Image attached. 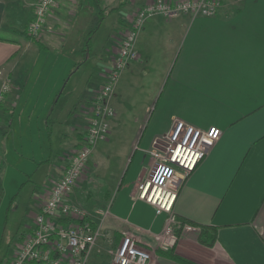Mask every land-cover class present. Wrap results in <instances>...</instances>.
Wrapping results in <instances>:
<instances>
[{"label": "crops", "instance_id": "0c3cea01", "mask_svg": "<svg viewBox=\"0 0 264 264\" xmlns=\"http://www.w3.org/2000/svg\"><path fill=\"white\" fill-rule=\"evenodd\" d=\"M37 1L0 0V87L10 81V90L0 102L1 150L8 157L15 148L9 141L16 139L17 133L25 139L44 132L50 143L54 139L67 143L68 153L57 157L59 173L37 202L36 212L80 145L89 106L104 81L122 31L130 27L136 10L152 0H118L117 5H112L115 0H58L41 38L34 40L27 28ZM114 11L119 14L115 20L118 29L113 27L101 48L105 53L110 51V56L108 60L101 56L98 62V54L90 52L93 41L89 34L100 29L98 14L106 17ZM10 35L13 38H7ZM140 35L144 43L139 47L136 41L140 58L125 70H134L141 60V64L161 67V85L156 89V93L162 89L155 108L157 123L143 136L140 131L126 135L119 127L124 115L115 107L119 96L115 89L116 114L110 121L109 137L95 146L90 160L100 143L105 150V145L118 139L126 141L123 153L134 154V165L131 179L109 183L104 174L108 164L90 162L87 174L72 193L71 200L88 211L107 237L99 241L89 264H110L107 251L124 234H133L148 249L158 246L167 216L157 214L153 205L137 198V184L153 163L149 151L154 139L169 132L178 120L200 128L215 126L221 133L183 184L175 212L189 223L184 224L175 248H171L173 253L158 254L159 263L187 264L183 259L194 264H264V0H222L215 17L183 14L168 19L158 15L147 20ZM36 47L54 54V62L37 71L47 73L42 83L36 82V77L31 79L35 62L42 55ZM154 48L164 52L160 58L165 55L159 65L152 54ZM66 58L70 59L64 64ZM91 60L97 66L96 75L93 68L87 69ZM41 110L44 113L40 115ZM162 121L164 130L157 126ZM134 123L141 127L144 120L136 118ZM53 155L44 161L52 163ZM80 191L85 204L80 202ZM107 210L102 219L100 213ZM201 226L216 229L212 246L199 241Z\"/></svg>", "mask_w": 264, "mask_h": 264}, {"label": "built area", "instance_id": "2783aa9c", "mask_svg": "<svg viewBox=\"0 0 264 264\" xmlns=\"http://www.w3.org/2000/svg\"><path fill=\"white\" fill-rule=\"evenodd\" d=\"M57 1H37L34 18L27 28L32 39L41 38ZM221 4L222 0H152L136 10L130 27L122 31L102 85L95 91L79 147L34 214L33 227L5 264H89L99 241L106 236L101 225L95 224L88 211L74 203L71 196L88 172L95 146L109 137L110 121L116 114L113 105L116 86L129 63L140 58L136 49L139 31L147 20L158 15L168 19L183 14L215 17ZM9 90L10 81L6 80L0 87V102ZM220 133L215 126L200 128L178 120L169 132L154 139L149 151L153 163L148 175L137 184V198L153 205L157 214H166L164 235L156 248L148 249L133 234H124L120 242L107 251L110 264H160L157 250L168 251L176 245L177 231L181 227L175 212L179 193ZM100 214L103 219L108 210Z\"/></svg>", "mask_w": 264, "mask_h": 264}, {"label": "rangeland", "instance_id": "374dc122", "mask_svg": "<svg viewBox=\"0 0 264 264\" xmlns=\"http://www.w3.org/2000/svg\"><path fill=\"white\" fill-rule=\"evenodd\" d=\"M113 4L117 5L118 0L112 2V5ZM99 16L102 19V21L98 23L100 29L95 28L92 33L89 34V36H91V43L93 41V44L90 43V52L98 54V62L103 58L105 60V57H107L108 60V56H110V51L108 50H110L111 42L107 44V53L101 51V48L103 47L104 49L107 43V37L113 27L118 29L116 21L119 14L118 11H114L112 14L106 15V17L102 16V14H98V17ZM96 33L97 35L94 36ZM13 36L14 35H10L7 38H13ZM137 38L140 47L141 44H144L141 42L142 35ZM156 47L158 49V46ZM36 48L38 52H42V55L38 57L35 62L36 69L35 72L32 73L31 79L36 77L35 81L42 83L47 77V73H37V71L46 70L43 69L46 64L54 62V54L53 52H48L39 47ZM155 49L156 48L152 50V54H154V58H157L156 62H158L159 65L161 61H165V55L160 58L161 54L164 52L158 53V50L156 49L155 51ZM47 54L49 58H45ZM64 54L61 52L62 56H64ZM101 56L102 59L100 58ZM69 59H64L63 63H68ZM141 63H143L142 60L134 66L135 69L132 71L125 70L121 74L120 81L116 86V93L119 96L115 99L114 104L116 108L122 109L124 120L119 127H123L122 130L126 135H131L136 131H140L143 136L145 131H150L153 127H156L157 123V111L155 112V108L162 89L158 90L157 93L156 89L161 85L159 75L161 67L156 69L151 66V63ZM56 67V71H58V66ZM96 67L97 66H94L93 60L87 64V69L92 71L93 68L95 75L98 72ZM63 68H66V66ZM55 75L56 72L53 73V77ZM41 79L43 80L41 81ZM39 108L40 107H38V109ZM19 112L20 109L17 110L16 115L19 114ZM43 113V110H41L40 115ZM136 118L144 120L141 127L134 123ZM43 119L44 116H40L41 122ZM34 122L35 124L37 123V121ZM161 125H164V121L157 126L162 127ZM36 126L37 128L39 127L38 124ZM118 130L119 129H117V131ZM162 130H164L163 127ZM15 136L16 139L13 140L11 138L9 141L11 144L14 143L15 148L8 157H6L3 150H1L2 144L0 143V263L2 264H5L11 259L14 251L20 246V237L28 233V230L32 228H29V226H32L33 223L32 213L36 212V204L41 199L46 187L51 185V182L55 180L59 173L57 168H55L59 155L61 157V155L68 153L65 149L67 146L65 140L54 139L50 143L47 134H44V132H41V134L37 133L34 137L25 139H23L22 135L20 139V133H17ZM142 136H140V140L137 141V148L141 143ZM125 142L124 140L115 139L112 143L105 145L107 146L105 149L106 151L101 148L100 143L96 148L94 157L89 161V164L90 162L93 164L97 160L98 162L105 161L108 164H105L106 170L104 174L109 183H113L115 180L120 181L123 178L126 181L132 177L130 172L134 165L131 164L134 154L124 156ZM51 153L54 154L53 162L48 164L47 161H44V158L48 160ZM127 171L128 174L125 175ZM100 177L102 178V175ZM79 199L82 204H85L86 198L81 191L79 193ZM74 202H76V200ZM156 253L158 254V252Z\"/></svg>", "mask_w": 264, "mask_h": 264}, {"label": "trees", "instance_id": "16d2710c", "mask_svg": "<svg viewBox=\"0 0 264 264\" xmlns=\"http://www.w3.org/2000/svg\"><path fill=\"white\" fill-rule=\"evenodd\" d=\"M180 222H181V227L180 229H178L177 233H178V236L179 234L181 233V230H182V226H184L185 223H189V221H186V220H183V219H179ZM216 240V229L215 228H212V227H203L201 226V233L199 235V241L206 245V246H212L213 243L215 242ZM174 249V248H173ZM173 249H170L168 251H162V250H157L158 254L159 255H168V254H171L173 253ZM177 258V257H176ZM183 263H187V264H194V263H191V262H188L186 260H183V259H180ZM2 264V263H0Z\"/></svg>", "mask_w": 264, "mask_h": 264}]
</instances>
